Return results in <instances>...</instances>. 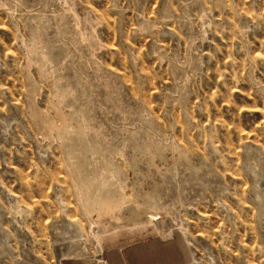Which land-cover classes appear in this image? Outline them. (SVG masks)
I'll return each instance as SVG.
<instances>
[{
    "label": "rangeland",
    "instance_id": "374dc122",
    "mask_svg": "<svg viewBox=\"0 0 264 264\" xmlns=\"http://www.w3.org/2000/svg\"><path fill=\"white\" fill-rule=\"evenodd\" d=\"M0 264H264V0H0Z\"/></svg>",
    "mask_w": 264,
    "mask_h": 264
},
{
    "label": "bare ground",
    "instance_id": "6f19581e",
    "mask_svg": "<svg viewBox=\"0 0 264 264\" xmlns=\"http://www.w3.org/2000/svg\"><path fill=\"white\" fill-rule=\"evenodd\" d=\"M113 210V206L107 202L99 209V217H107L109 214L111 215Z\"/></svg>",
    "mask_w": 264,
    "mask_h": 264
}]
</instances>
